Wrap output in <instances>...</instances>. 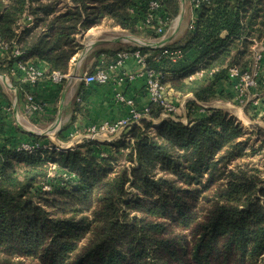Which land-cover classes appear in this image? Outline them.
Returning <instances> with one entry per match:
<instances>
[{
	"label": "trees",
	"instance_id": "16d2710c",
	"mask_svg": "<svg viewBox=\"0 0 264 264\" xmlns=\"http://www.w3.org/2000/svg\"><path fill=\"white\" fill-rule=\"evenodd\" d=\"M160 1L168 21L177 15L178 0ZM70 2L60 11L57 2L0 0V37L7 46L0 73L22 93L31 85L11 74L15 62L33 60L47 74L68 73L82 49L75 35L104 19L133 34L158 36L156 20L145 22L150 0ZM25 14L33 22L19 28ZM196 14L183 42L134 48L166 89L193 96L186 122L162 118L151 135L162 108L149 103L148 117L109 141L31 154L9 138L11 145L0 144V264H264V178L254 165L228 167L245 155L241 124L220 108L194 109L197 101L227 96L218 83L234 84L231 66L249 69L252 42L264 37V0H200ZM198 69L201 76L184 80ZM124 155L134 160L130 176L126 170L108 175ZM47 160L67 171L56 176L64 185L55 194L36 185L47 176ZM157 166L160 175L153 172ZM128 183L141 194H128Z\"/></svg>",
	"mask_w": 264,
	"mask_h": 264
},
{
	"label": "crops",
	"instance_id": "0c3cea01",
	"mask_svg": "<svg viewBox=\"0 0 264 264\" xmlns=\"http://www.w3.org/2000/svg\"><path fill=\"white\" fill-rule=\"evenodd\" d=\"M178 4L179 11L167 22L162 36H148L144 31L133 34L119 26L89 29L86 32V36L89 37L86 40V47L82 48L70 62L71 79L63 85H55L44 78L31 87L30 91L42 104V110L39 112L29 113L25 100L27 93L20 91L10 75L0 73V144L11 145L6 142L9 138L16 147L23 143H38L43 147L66 143L71 146L86 139L85 135L92 124L112 123L129 115L132 106L118 100L119 96L123 95L131 100L133 107L137 109L146 107L149 104V97L144 81L125 78L119 80L140 68L133 56L123 60L115 68L109 69L110 79L106 83L88 86L82 83L79 77L84 72L92 73L101 66L107 69L114 65L115 58L118 59V52L134 49L137 46L155 48L160 44L164 46L183 42L189 33V26L195 23L197 14L190 0H178ZM4 55L5 53L0 50V57L3 58ZM202 72V69H198L184 80L197 78ZM11 74L14 75L12 72ZM218 84L227 96L203 102L208 108H225L242 121L244 110L261 105L260 97L263 91L261 86L251 89L247 97L240 101L233 85L223 80ZM167 93L176 99L183 98L186 102L193 98L191 94L181 96L171 88H167ZM186 102L178 108L176 114L181 121H187ZM263 107L264 104L262 109ZM154 120L157 121L154 124H159L161 116ZM33 135H39L41 138L35 141ZM97 140L104 141L102 137Z\"/></svg>",
	"mask_w": 264,
	"mask_h": 264
},
{
	"label": "built area",
	"instance_id": "2783aa9c",
	"mask_svg": "<svg viewBox=\"0 0 264 264\" xmlns=\"http://www.w3.org/2000/svg\"><path fill=\"white\" fill-rule=\"evenodd\" d=\"M190 2L195 8H197L199 6L200 0H190ZM160 7V0H150L148 5V12L145 16V22L148 24L153 19L156 20V26L154 28L158 36H162L165 33L166 25L168 22L167 16L160 14ZM130 11L132 12V9H130ZM25 25H30V23ZM189 27L190 29H193L194 23ZM158 46L162 47L163 45L160 44ZM0 49H2L3 52L7 49V46L1 40V37ZM254 49L255 53L253 56V64L255 68L253 70L251 69L240 73L237 66H231L228 69V75L230 76V78L235 79L233 86L240 101L247 97L248 92L251 89L258 88V86L262 87V85L259 83L260 66H258V62H262V59L264 57V39L256 41ZM18 54L19 51L17 47L14 46L12 49V55L16 56ZM117 56L118 60L116 61V64L109 66L107 69L101 66L92 73L84 72V74L80 76L79 79L88 86L93 84L106 83L110 79L109 69L115 68L117 65H120L123 60H126L130 56H133L140 68L132 73H129L123 78H119V80H123L124 78L126 80L142 79L144 81V86L149 97V103H157L162 108L161 119L166 117L178 119L176 116L178 108L185 104V99H176L175 97L168 95L167 89L161 82L162 75L154 68L145 67L144 56L140 53V51L138 49L124 50L118 52ZM11 72L21 79L28 81L31 87H34L41 79L44 78L48 79L52 84L63 85L72 77L70 71L68 73H62L60 71L54 70L51 73L47 74L46 68L43 65L34 64L33 60H27L25 62H15L12 65ZM262 84H264V81ZM25 100L26 109L29 113L37 111L39 112L40 110H42V104L36 99L32 91H29V93H27V95L25 96ZM118 100L125 101L127 102V104L132 106L129 115L127 117L120 118L112 123L103 122L100 124H92L87 130V134L85 135L86 139L97 140L98 138L102 137L104 141H109L114 136L119 134L128 124L138 122V120L142 117H148V106L144 107L143 110H139L136 107H133V102L129 99H126L123 95L119 96ZM194 109L199 113H203L208 109V105L206 103L197 101ZM40 148L48 147H43L38 143H23L16 147L18 151L28 152H34L39 150Z\"/></svg>",
	"mask_w": 264,
	"mask_h": 264
},
{
	"label": "rangeland",
	"instance_id": "374dc122",
	"mask_svg": "<svg viewBox=\"0 0 264 264\" xmlns=\"http://www.w3.org/2000/svg\"><path fill=\"white\" fill-rule=\"evenodd\" d=\"M43 2H53L56 3V6L60 9V11H64L68 6H71V2L70 0H42ZM3 2L5 4H8L10 2V0H3ZM20 25L19 28H21L22 26H25V24H32L33 22V18L28 15L25 14L23 15L22 19L19 21ZM107 27L110 28L112 26H116L113 21L111 19H104L102 20L101 23H99L96 26L91 27L90 29L93 28H100V27ZM89 29L87 30H81L79 31L76 35H75V40L78 44H80L82 46V48L86 47L87 42L86 40L89 38L88 36H86V32H88ZM264 39V37H262L260 40ZM259 41L258 40H253L252 45H251V63L249 66L248 70H253L255 68L254 66V61H253V56H254V45L255 42ZM264 59V57H263ZM258 62V66H260V73H259V83L262 85L261 89L262 91V96L261 98V105L259 106H252L251 108L249 107L247 110H244V113L242 115V121L239 120L235 115L231 114L227 109L225 108H220V107H214V108H220L223 109L224 111L228 112L230 115H232L235 120L237 122H239L241 124L242 130H243V135L240 138V140L245 142V155L242 158L239 159H235L233 161L230 162V164L228 165V167H232L235 164H247V165H254L256 167L259 168V170L261 171V176L264 178V145L263 142L261 143V138H264V107L262 109V104H264V62ZM207 112V110H205L203 113ZM157 121H153L152 125H150L149 127V132L151 135L155 134L156 132V127L158 126L156 123ZM157 125V126H156ZM156 126V127H155ZM256 127H259L263 130V132H261L260 130L256 129ZM84 140H88V139H84ZM83 140V141H84ZM82 141V142H83ZM81 143V142H80ZM79 144V143H78ZM66 144H60V145H56V146H49L48 150H54L55 153L61 152V151H66V150H71L73 149L77 144H72L71 146H66ZM263 146L262 149L259 148L260 146ZM252 148L255 149H260L258 150L256 153L253 154L252 152ZM103 150H100V154L104 155L106 153H104ZM29 154L34 153V152H28L25 151ZM127 151H125L126 153ZM134 159V156H133ZM134 165V160H132L131 158H128L126 155L122 156L121 158H119L118 160H116L115 162H113L111 164V166L108 168L109 173L108 175H113L115 174L118 170H126L127 174L130 176L131 174V170L132 167ZM44 167H46L47 170V176L45 178H38L36 180V185L40 186L42 191L45 192H51L52 194H55L57 192H60L63 190V181L56 178V176H60V175H64L66 174V170L64 168H59V165L56 162H53L51 160H47L44 163ZM156 175H160L161 174V170L159 168V166H157L155 168V170L153 171ZM127 187V192L128 194H133V193H139L141 194L137 189L133 188L129 183L126 185ZM131 215L133 214L130 213Z\"/></svg>",
	"mask_w": 264,
	"mask_h": 264
}]
</instances>
